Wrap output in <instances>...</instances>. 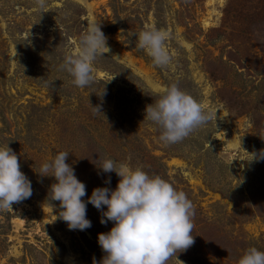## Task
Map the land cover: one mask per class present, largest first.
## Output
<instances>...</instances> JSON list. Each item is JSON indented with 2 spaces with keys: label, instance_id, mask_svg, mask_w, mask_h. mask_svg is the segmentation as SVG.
<instances>
[{
  "label": "rangeland",
  "instance_id": "obj_1",
  "mask_svg": "<svg viewBox=\"0 0 264 264\" xmlns=\"http://www.w3.org/2000/svg\"><path fill=\"white\" fill-rule=\"evenodd\" d=\"M93 22L123 62L111 53L97 57L95 83L81 88L59 65L77 53ZM150 28L169 34L166 66L137 47L138 34ZM173 83L217 113L165 144L145 108ZM263 140L264 0H47L42 10L36 0H0V146L17 153L33 190L0 210V264L103 257L98 234L113 223L101 224V212L88 204L91 227L69 230L60 202L52 208L47 200L54 178L36 173L61 151L86 185L85 201L93 189L115 190L119 182L98 168L104 159L161 176L194 205L195 242L178 259L237 264L249 247L264 251V159L249 156L264 149Z\"/></svg>",
  "mask_w": 264,
  "mask_h": 264
},
{
  "label": "clouds",
  "instance_id": "obj_2",
  "mask_svg": "<svg viewBox=\"0 0 264 264\" xmlns=\"http://www.w3.org/2000/svg\"><path fill=\"white\" fill-rule=\"evenodd\" d=\"M36 6L42 10L47 0H36ZM168 35L156 28L142 30L138 34L137 47L146 50L155 65L166 66L170 62L166 50ZM78 45L75 55H64L59 69L72 77L73 85L90 87L95 83L93 73L97 57L111 52L101 23L89 24L80 35ZM112 58L118 60L120 57L114 55ZM45 85L48 86L47 82ZM104 94L103 90L100 95ZM90 106L94 114L103 115L100 106ZM216 113L175 83L166 86L155 102L145 108V118L160 129L159 139L165 144L181 142L210 122ZM8 145L0 146V210H12L13 204L33 194L31 181L20 170L17 153ZM68 156V152L57 153L36 173L41 178H54L47 200L52 208V201L60 202L63 210L59 218L67 223L69 230L83 231L91 227V221L86 218L88 204L101 212V224L113 223L110 231L98 234V244L104 255L99 262L93 257L92 264H167L173 257L176 264H184L178 255L195 242L192 235L194 205L186 193L177 191L159 175H149L142 166L133 168L128 163L108 158L98 168L119 177L115 190L95 188L85 201L82 198L86 196V185L78 180L72 165L66 163ZM249 156L252 160L264 159V149ZM105 183H110V179ZM105 206L107 211L103 210ZM237 264H264V251L249 247Z\"/></svg>",
  "mask_w": 264,
  "mask_h": 264
},
{
  "label": "bare ground",
  "instance_id": "obj_3",
  "mask_svg": "<svg viewBox=\"0 0 264 264\" xmlns=\"http://www.w3.org/2000/svg\"><path fill=\"white\" fill-rule=\"evenodd\" d=\"M113 56H119L120 58L118 60L122 61L123 60V57H121V55H118L117 53H114V52H110ZM132 61V60H131ZM123 62V61H122ZM129 62V61H128ZM130 65V64H129ZM135 65V64H134ZM152 81L148 79V83L151 84V86L154 88V89H157L159 88L158 85L151 83ZM231 145L235 146V142H232ZM262 146L264 147V140H263V143H262Z\"/></svg>",
  "mask_w": 264,
  "mask_h": 264
}]
</instances>
